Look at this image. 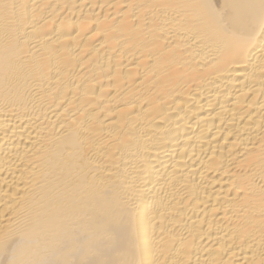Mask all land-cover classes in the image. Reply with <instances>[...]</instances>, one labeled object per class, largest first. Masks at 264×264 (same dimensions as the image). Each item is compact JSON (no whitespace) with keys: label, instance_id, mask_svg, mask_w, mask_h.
<instances>
[{"label":"bare ground","instance_id":"6f19581e","mask_svg":"<svg viewBox=\"0 0 264 264\" xmlns=\"http://www.w3.org/2000/svg\"><path fill=\"white\" fill-rule=\"evenodd\" d=\"M0 264H264V0H0Z\"/></svg>","mask_w":264,"mask_h":264}]
</instances>
